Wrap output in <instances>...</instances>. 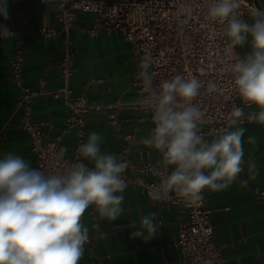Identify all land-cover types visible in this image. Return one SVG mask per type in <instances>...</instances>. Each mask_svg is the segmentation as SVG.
<instances>
[{
  "label": "crops",
  "instance_id": "obj_1",
  "mask_svg": "<svg viewBox=\"0 0 264 264\" xmlns=\"http://www.w3.org/2000/svg\"><path fill=\"white\" fill-rule=\"evenodd\" d=\"M257 3L264 8V0H257ZM7 13V19L0 16V32L6 29L11 33L0 35V159L12 153L36 169L30 135L21 124L22 111L15 108L19 93L9 65L15 44L20 42L25 50L24 83L32 90H38L40 79H45L50 92L35 96L33 101V116L42 122L45 141H58L68 154L73 152L75 135L62 132L67 107L62 97L51 93L63 85L60 62L65 39L71 38L77 51L76 71L71 84L73 92L84 94L90 102L134 101L140 97L134 84L135 53L120 32L108 34L101 30L93 34V18L89 13H79L66 27L58 0H26L23 15L18 6L10 4ZM40 27H54L58 33L44 36L38 31ZM236 50L246 57L251 51L250 44ZM92 77L102 80L90 82ZM254 110L258 111L255 106ZM119 117L122 125L115 128L109 123L106 110L89 114L86 142L88 136L96 132L102 137L101 152L116 156L128 142L126 135L134 133V139L128 142L129 165L126 171L151 178L152 175L143 170L144 164L165 168L158 163L162 161V153L141 142L152 133L153 123L142 109H121ZM239 127L246 129L242 137L243 171L228 188L208 190L206 207L226 264H264V201L256 195L257 188H264V125L247 120L230 131ZM221 134L208 135L204 140L211 142ZM249 137H254L255 143H249ZM84 162L89 168L94 167L92 162ZM250 164H255L254 171L258 172L255 179H251ZM245 180L248 183L243 187L241 182ZM118 195L124 197L121 205L124 211L115 221H106L98 215L96 227L92 206L85 211L82 224L89 229L88 236L92 239L84 245L79 264H165L167 261H180L182 252L177 245L178 230L188 220V211L164 199L152 200L140 186H127ZM150 213H156V234L148 240L132 238L142 217Z\"/></svg>",
  "mask_w": 264,
  "mask_h": 264
},
{
  "label": "clouds",
  "instance_id": "obj_2",
  "mask_svg": "<svg viewBox=\"0 0 264 264\" xmlns=\"http://www.w3.org/2000/svg\"><path fill=\"white\" fill-rule=\"evenodd\" d=\"M240 7L241 0H214L207 16L220 24L227 22L225 33L233 50L246 43L251 48L245 59L230 65V72L242 104L258 111L246 114L244 107L233 106L231 123L246 117L249 123L264 125V11H250L252 23H248L240 18ZM182 12L190 15V6ZM0 16L8 18L6 0H0ZM0 35L11 33L5 29ZM150 63L146 55L140 77L149 95L142 104L153 108L155 127L141 142L162 153L158 163L173 170L149 196L158 201L174 192L185 201L199 202L204 189L222 191L243 171L242 137L246 129L225 130L206 142L199 134L204 113L194 103L201 82L177 75L153 89ZM216 90L217 85L209 83L208 91ZM248 139L255 143L254 137ZM101 140L92 132L78 149L79 157L92 162L93 168L77 163L63 174L46 176L12 153L0 159V264H79L89 239V229L82 224L85 211L92 206L109 222L121 216L124 197L118 193L127 187L121 174L128 165L113 154L102 153ZM65 151L61 149V153ZM254 169L255 164H250L251 179L258 175ZM247 183L241 182L243 187ZM155 217L156 213H150L142 217L139 228L132 225L137 229L132 238H152L157 232Z\"/></svg>",
  "mask_w": 264,
  "mask_h": 264
},
{
  "label": "built area",
  "instance_id": "obj_3",
  "mask_svg": "<svg viewBox=\"0 0 264 264\" xmlns=\"http://www.w3.org/2000/svg\"><path fill=\"white\" fill-rule=\"evenodd\" d=\"M26 0H6V5H16L20 14H24ZM62 9V18L68 27L79 13H89L93 18L91 32L97 34L104 30L108 34L120 32L131 44L135 53L136 69L134 84L140 92V97L134 101L117 99L110 103L90 102L84 94H75L72 89V79L76 71L77 51L71 38L64 41L65 50L61 57V76L63 85L51 92L56 97H62L67 107L62 132H73L75 145L73 152L61 153L58 141H45L42 122L33 116V101L39 94L50 93L46 88L45 79H40V88L32 90L24 83L23 63L25 50L20 42L15 44L14 55L9 61L12 79L15 82L19 98L16 110L22 111L21 124L29 133L31 149L36 157L37 170L46 176L63 174L65 169L77 164L86 163L79 157L78 149L86 143L87 117L94 111L106 110L109 123L119 128L122 121L119 111L124 108L142 109L153 123V108L144 106L142 101L149 95L140 73L142 60L148 55L151 63L148 72L152 77V88L164 80H171L177 75L185 79L196 78L202 84L200 93L194 103L204 113L203 122L199 124V134L204 137L217 135L225 130L230 131L232 124L230 113L233 106L244 107L245 113L255 112L254 106H245L233 87V76L230 65L237 59L246 57L233 50L228 40L225 28L227 22L220 24L208 18L207 11L214 0H58ZM190 6L191 14L182 12ZM262 11L255 0H241L238 10L240 18L252 23L250 11ZM39 33L52 36L58 31L54 27H40ZM92 77L90 82L101 81ZM209 83H215L217 90L208 91ZM153 127H155L153 123ZM135 134L129 133V142ZM116 154L119 162L129 165V143ZM245 164L243 159L242 167ZM87 166V165H86ZM88 167V166H87ZM143 170L152 175L144 178L126 170L121 174L127 186H140L148 194L160 183L161 178L171 173L173 169L157 168L150 163L142 166ZM202 192L203 199L192 203L176 196L173 192L164 199L172 204L183 206L189 214L188 220L179 227L177 245L181 249L180 261H167L165 264H226L222 246L216 241L215 229L212 224L210 211L206 207L207 192ZM257 197L264 201V188L256 189ZM91 213L97 227L98 213L92 207ZM84 218V214L82 220ZM91 237L87 242H91Z\"/></svg>",
  "mask_w": 264,
  "mask_h": 264
},
{
  "label": "water",
  "instance_id": "obj_4",
  "mask_svg": "<svg viewBox=\"0 0 264 264\" xmlns=\"http://www.w3.org/2000/svg\"><path fill=\"white\" fill-rule=\"evenodd\" d=\"M255 2L257 3V0H255ZM257 5H258V3H257ZM259 6V8L262 10V11H264V8L262 7V6H260V5H258Z\"/></svg>",
  "mask_w": 264,
  "mask_h": 264
}]
</instances>
